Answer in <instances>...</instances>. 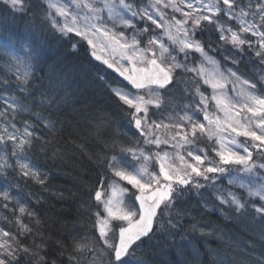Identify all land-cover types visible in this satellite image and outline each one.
<instances>
[{
    "label": "snow or ice",
    "instance_id": "1",
    "mask_svg": "<svg viewBox=\"0 0 264 264\" xmlns=\"http://www.w3.org/2000/svg\"><path fill=\"white\" fill-rule=\"evenodd\" d=\"M33 6L0 0V13L24 18L31 35L50 34L118 74L123 85L100 79L132 133L124 144L111 142L105 174L85 189L79 209L91 227L56 241L58 258L149 264L137 253L156 235L180 250L193 244L190 236L214 235L218 230L196 221V209L182 206L192 195L205 212L264 221V0H39V13ZM0 33V59L7 56L0 74V264H56L48 258L46 219L13 192L21 181L49 190L32 153L54 143L47 132L63 131L58 114H79L86 135H99L108 118L67 73L37 75L40 44L9 55L19 41L6 19ZM246 61L257 66L255 79L241 71ZM185 221L195 222L185 228Z\"/></svg>",
    "mask_w": 264,
    "mask_h": 264
},
{
    "label": "trees",
    "instance_id": "2",
    "mask_svg": "<svg viewBox=\"0 0 264 264\" xmlns=\"http://www.w3.org/2000/svg\"><path fill=\"white\" fill-rule=\"evenodd\" d=\"M0 19H6L11 29L16 33L19 42L14 45V48L21 56L23 55L21 45L25 49L27 43L42 46L41 60L36 64L37 75L41 72V68L44 69V72H41L43 75L58 73V67L63 65L59 61H67L68 68L64 72H68L69 78L81 77L75 89L85 92L94 103L93 110L108 118L103 121L102 125L116 123L119 126L121 112H118L115 107L118 101L110 95L99 77L101 70L109 83H118L110 71L92 61L83 49L74 54L69 49L67 42L61 43L50 34L39 38L31 35L35 29H29L24 18L12 19L0 13ZM4 35L6 34L0 33V38ZM59 49L69 50L68 60ZM8 54L13 55L12 52ZM6 59L7 56L0 59V74L7 71ZM85 74H88L89 77H82ZM24 119H28V117L25 116ZM59 120L62 125L64 124L63 131L54 130L46 133L48 139L54 141L47 152L36 150L32 153V162L47 175L49 190L44 191L38 184H35L36 187H34L38 189L32 190L26 188L28 184L25 186L26 183L23 182V191L19 193L14 191L13 195L17 196L22 203L34 207L46 219L45 235L50 238L48 258L56 260V264H66V260L58 258L59 249L55 242L66 243L65 236L73 233L74 229L79 231L91 227L90 221L85 226L83 214L79 209L82 203L88 199L85 189L94 188L98 178L101 179L102 174L105 173V169L94 166V163L98 164L107 157L111 142L108 140L105 149L100 153H95V146L102 137L99 136L100 134L86 135L79 114L69 111L66 117ZM57 127L60 128L61 125ZM74 131L79 135H74ZM97 138L98 140H96ZM57 152L60 153V158L55 156ZM27 183H31V181ZM61 192L66 197L64 201H58L51 194ZM207 195V192L203 194L205 197ZM34 201L38 202L33 203ZM182 206L196 209L192 213L196 217V221L208 224L209 231L214 229L218 231L202 240L190 236L189 239L193 240V244L184 245L182 250L169 248L165 236L156 235L145 242L146 246L142 252L137 253V256L146 258L149 264H162L156 260L157 257L170 252L175 253V258H170L169 264H180L183 261H186L187 264H211L216 261L219 264L221 260L230 261V264H253L252 260L255 259L257 264H260L264 260V221H260L259 218L253 219L251 216L226 219L218 212L216 214L211 211L205 212L199 208L196 195L188 198ZM4 215L6 213L0 212V217ZM25 222L28 223L27 220ZM193 222L195 221H185V228H188ZM177 241L179 243V237H177Z\"/></svg>",
    "mask_w": 264,
    "mask_h": 264
},
{
    "label": "rangeland",
    "instance_id": "3",
    "mask_svg": "<svg viewBox=\"0 0 264 264\" xmlns=\"http://www.w3.org/2000/svg\"><path fill=\"white\" fill-rule=\"evenodd\" d=\"M37 4H39V0H34V3H33V5H34V6H33V11L39 13V9H38L37 7H35V5H37ZM12 53H13V56H21V55L19 54V52H17V51H13ZM88 56L90 57V59H91L92 61H94V60L92 59V57H91L89 54H88ZM256 67H257L256 65H252V64L248 63L247 61H246L244 64H241V65H240V69H241V71H242L243 73H245L246 78H250V79H255V77L253 76V70H255ZM117 75H118V74H117ZM116 80H117L120 84H124V83H126V82H123V81H122V78H120V77H119V78H116ZM115 107L118 109V112H121L120 115H121L123 118H125V117H124V114H123V110H122V108L120 107L119 102H117V103L115 104ZM125 121H126V119H125ZM119 129H122V131L119 132ZM105 131H107V132L110 133V136H111V137H110V139H109V142H112L113 140H116L117 144H124L126 140L132 138V133L129 132L128 127H127V121H126V122H121V123L119 124V126H118L116 123H112V124H109V125H107V126H103V127H101V129H100V135H99V136L102 137L103 132L106 133ZM109 147H111V145H110ZM113 154H114V153L110 150V151L107 153V156H111V155H113ZM103 158H104V157H103ZM102 161H103V160H101V162H102ZM101 162H99L98 164H95V163H94V166L101 167ZM101 168H103V167H101ZM103 169H104V168H103ZM40 171H41V170H40ZM41 172H43V171H41ZM104 174H105V173H104ZM104 174H102L101 179L103 178ZM226 180H227V177H225L224 179H222L221 183H222L223 185H226V186H227V184H226ZM23 182H24V181H21V182H20L21 187H23V186H22V183H23ZM27 184H28V186H26ZM25 186H26V188H34V187H35V183H33V182L31 181V183H26ZM205 193H206V192H205ZM205 193H203V194H205ZM111 194H112L111 189H109L108 195L111 196ZM119 197H120V193L117 191V195H116V197H113L114 201L118 200ZM145 246H146V245H145V243H144V244L141 246L142 249H143Z\"/></svg>",
    "mask_w": 264,
    "mask_h": 264
},
{
    "label": "bare ground",
    "instance_id": "4",
    "mask_svg": "<svg viewBox=\"0 0 264 264\" xmlns=\"http://www.w3.org/2000/svg\"><path fill=\"white\" fill-rule=\"evenodd\" d=\"M69 49H70V45H69ZM61 49H59V51H60ZM61 53H63V55L65 56V58L68 60L69 59V50L68 51H66V50H64V49H62L61 51H60ZM87 53V52H86ZM87 55H88V53H87ZM61 64H63V65H61L60 67H58V69H57V72L59 73V74H62L63 72H64V70H66L67 68H68V65L66 64V62L67 61H59ZM52 72H55V70H52ZM64 73H67L68 74V72L66 71V72H64ZM38 75H43L41 72H39L38 73ZM114 75V74H113ZM101 76H103V73H102V71L100 70V73H99V77H101ZM82 77H89V75L88 74H85V75H83ZM104 77V76H103ZM114 77L115 78H118L116 75H114ZM81 78V77H80ZM80 78L79 77H76V76H74L73 78H71L70 79V81L72 82V85H73V88L75 89L76 87H77V85H78V81L80 80ZM69 111H66V112H64V113H62V114H58V119H61V118H64V117H66V115H67V113H68ZM120 119H121V121L120 122H126L125 121V118H122V116H120ZM62 123V122H61ZM103 123V122H102ZM60 126V125H59ZM62 126H64V124L62 125ZM122 131V129H119V132H121ZM106 133H104L103 132V135H102V138L98 141V144H96V146H95V153H100V152H102L104 149H105V147H106V143L108 142V140L110 139V133L109 132H107V131H105ZM96 140H98V138L96 139ZM35 187H36V185H35ZM32 190H36V189H38V188H31ZM21 191H23V188L22 187H20V190L17 192V193H19V192H21ZM170 258H175V253H172V252H170V253H165V254H163V256H158L157 257V261L158 262H160V263H162V264H169L170 263V261H169V259ZM176 261V260H175ZM253 261V264H257V261H256V259L255 260H252ZM174 262V261H173Z\"/></svg>",
    "mask_w": 264,
    "mask_h": 264
},
{
    "label": "water",
    "instance_id": "5",
    "mask_svg": "<svg viewBox=\"0 0 264 264\" xmlns=\"http://www.w3.org/2000/svg\"><path fill=\"white\" fill-rule=\"evenodd\" d=\"M97 62L101 63L100 61H97Z\"/></svg>",
    "mask_w": 264,
    "mask_h": 264
}]
</instances>
